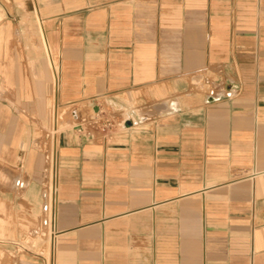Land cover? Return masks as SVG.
<instances>
[{
  "label": "crops",
  "instance_id": "0c3cea01",
  "mask_svg": "<svg viewBox=\"0 0 264 264\" xmlns=\"http://www.w3.org/2000/svg\"><path fill=\"white\" fill-rule=\"evenodd\" d=\"M0 166L10 264H264V0H0Z\"/></svg>",
  "mask_w": 264,
  "mask_h": 264
},
{
  "label": "rangeland",
  "instance_id": "374dc122",
  "mask_svg": "<svg viewBox=\"0 0 264 264\" xmlns=\"http://www.w3.org/2000/svg\"><path fill=\"white\" fill-rule=\"evenodd\" d=\"M63 111L61 108H58L56 110H54V107L51 109V116L54 119V114H57L56 117L59 122V127L61 128V126L64 124V118L63 116H61ZM6 173L7 171L4 169L3 166H0V186L6 184L5 178H6ZM35 231V233H33ZM24 232V231H21ZM50 233V229L49 227L47 228H35V229H30V230H26L25 231V235H24V240L21 241V243L17 246V250H18V254L22 255L24 251H32L35 254H39L42 253L41 252V246L42 245V241H44L45 239L48 241L49 240V234ZM0 237H2L3 239L6 238V235L0 234ZM1 238V239H2ZM42 240V241H40ZM15 254L12 252V250L8 249L7 247L3 246L0 247V264H10L11 260H12V256H14Z\"/></svg>",
  "mask_w": 264,
  "mask_h": 264
},
{
  "label": "built area",
  "instance_id": "2783aa9c",
  "mask_svg": "<svg viewBox=\"0 0 264 264\" xmlns=\"http://www.w3.org/2000/svg\"><path fill=\"white\" fill-rule=\"evenodd\" d=\"M109 123H106V127H108ZM46 226L50 227L52 229V232L54 230V215L50 212H47L46 214V222H45Z\"/></svg>",
  "mask_w": 264,
  "mask_h": 264
}]
</instances>
